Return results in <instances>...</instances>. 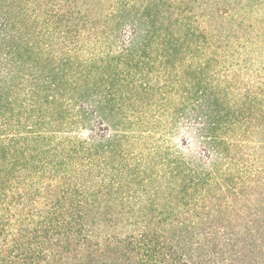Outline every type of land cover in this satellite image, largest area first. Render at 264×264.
Returning <instances> with one entry per match:
<instances>
[{
  "label": "trees",
  "instance_id": "trees-1",
  "mask_svg": "<svg viewBox=\"0 0 264 264\" xmlns=\"http://www.w3.org/2000/svg\"><path fill=\"white\" fill-rule=\"evenodd\" d=\"M0 264H264V0H0Z\"/></svg>",
  "mask_w": 264,
  "mask_h": 264
},
{
  "label": "rangeland",
  "instance_id": "rangeland-1",
  "mask_svg": "<svg viewBox=\"0 0 264 264\" xmlns=\"http://www.w3.org/2000/svg\"><path fill=\"white\" fill-rule=\"evenodd\" d=\"M100 128H104L103 124H98ZM189 141V136L186 132H182L180 135H178L176 138H171V142L173 145H185V143Z\"/></svg>",
  "mask_w": 264,
  "mask_h": 264
}]
</instances>
